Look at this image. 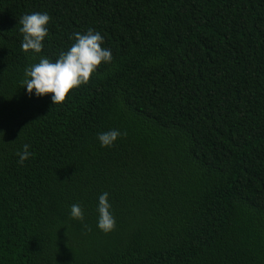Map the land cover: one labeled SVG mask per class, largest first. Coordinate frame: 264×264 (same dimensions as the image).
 <instances>
[{"label":"trees","instance_id":"1","mask_svg":"<svg viewBox=\"0 0 264 264\" xmlns=\"http://www.w3.org/2000/svg\"><path fill=\"white\" fill-rule=\"evenodd\" d=\"M89 28L112 61L62 103L29 95L25 68ZM0 264H264V0H0Z\"/></svg>","mask_w":264,"mask_h":264},{"label":"clouds","instance_id":"2","mask_svg":"<svg viewBox=\"0 0 264 264\" xmlns=\"http://www.w3.org/2000/svg\"><path fill=\"white\" fill-rule=\"evenodd\" d=\"M50 16L47 12H32L20 18L22 33L21 49L40 53L43 41L48 35L47 27ZM104 37L99 31L89 28L83 34H74V43L66 52H61L53 62L47 57H41L38 63L29 65L24 70L25 91L29 95L44 96L51 93L52 104L62 103L66 95L73 88L88 83L97 67L103 63H110L113 59L110 48L102 47ZM122 133L117 129L100 132L97 140L101 147H110ZM16 155L19 163L29 158V145L24 144ZM97 228L105 233L115 228V217L110 211L111 205L108 193H101L97 198ZM70 216L76 220H83L84 210L80 204L70 207Z\"/></svg>","mask_w":264,"mask_h":264}]
</instances>
